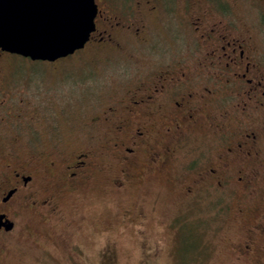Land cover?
Returning a JSON list of instances; mask_svg holds the SVG:
<instances>
[{
    "label": "flooded vegetation",
    "instance_id": "1",
    "mask_svg": "<svg viewBox=\"0 0 264 264\" xmlns=\"http://www.w3.org/2000/svg\"><path fill=\"white\" fill-rule=\"evenodd\" d=\"M95 5L86 43L65 57L89 49L98 73L126 77L117 98L92 117L106 134L97 145L76 148L58 140L46 156L31 152L26 131H10L13 120L26 116L23 98H15L20 82L32 79L29 70L22 73L13 64L16 53L0 47L1 251L25 224V205L32 212L57 210L54 193L40 195L39 177L78 191L107 172L112 189L125 188L159 171L170 162L172 146L196 134L210 139L212 148L199 149L208 162L191 176L175 174L187 193L198 182L264 199V0H95ZM65 57L47 61L54 65ZM26 73L27 79L17 80ZM63 76L72 80L69 70ZM20 141L27 144L25 152L16 147ZM239 210L245 215L255 207L249 203ZM250 224L240 247L245 252L256 247L255 234H264V208Z\"/></svg>",
    "mask_w": 264,
    "mask_h": 264
},
{
    "label": "rangeland",
    "instance_id": "2",
    "mask_svg": "<svg viewBox=\"0 0 264 264\" xmlns=\"http://www.w3.org/2000/svg\"><path fill=\"white\" fill-rule=\"evenodd\" d=\"M11 56L20 72L29 70L28 77L32 80H21L27 79V73L16 77L22 82L15 98H23L26 116L13 120L10 131H26L31 152L49 156L58 140L64 145L84 148L105 139L103 124L92 123V117L101 114L117 98V86L124 84L126 77L123 80L98 73L89 49L60 58L54 65L21 54ZM67 70L72 80L66 81L63 76ZM16 147L21 152L27 150L22 141ZM211 148V140H203L198 134L181 138L172 146L169 163L153 174H145L136 183L126 184L125 188L112 189L108 184L112 174L107 172L97 174L98 179L83 184L78 191H67L58 179L49 177L46 181L48 177H39L40 195L47 190L54 193L57 210L49 213L43 208L42 213L32 212L25 205L22 213L25 226L6 250L0 248V264L263 261L264 234H255L256 247L251 252L240 249L255 213L264 208L262 196L248 199L239 191L206 188L205 183L198 182H193L187 193L186 184L176 179L175 174L191 176L199 163L208 162L200 152ZM249 203L254 204L255 210L242 215L239 207L246 209ZM141 211L147 218L141 216ZM259 253L262 259H258Z\"/></svg>",
    "mask_w": 264,
    "mask_h": 264
},
{
    "label": "water",
    "instance_id": "3",
    "mask_svg": "<svg viewBox=\"0 0 264 264\" xmlns=\"http://www.w3.org/2000/svg\"><path fill=\"white\" fill-rule=\"evenodd\" d=\"M95 0H0V47L30 59L65 57L94 28Z\"/></svg>",
    "mask_w": 264,
    "mask_h": 264
}]
</instances>
